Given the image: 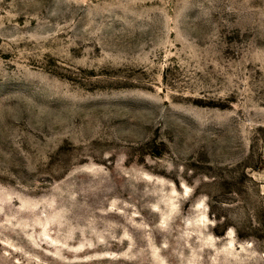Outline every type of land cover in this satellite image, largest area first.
Instances as JSON below:
<instances>
[{"label":"rangeland","instance_id":"374dc122","mask_svg":"<svg viewBox=\"0 0 264 264\" xmlns=\"http://www.w3.org/2000/svg\"><path fill=\"white\" fill-rule=\"evenodd\" d=\"M0 264H264V0H0Z\"/></svg>","mask_w":264,"mask_h":264}]
</instances>
